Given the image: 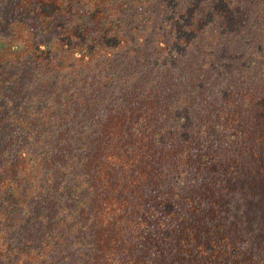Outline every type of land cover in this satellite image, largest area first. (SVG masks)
Returning <instances> with one entry per match:
<instances>
[{
  "label": "trees",
  "instance_id": "trees-1",
  "mask_svg": "<svg viewBox=\"0 0 264 264\" xmlns=\"http://www.w3.org/2000/svg\"><path fill=\"white\" fill-rule=\"evenodd\" d=\"M242 19L231 0H0V264H81L85 231L93 250L85 264H264V79L253 78L264 70V30H254L245 58L240 40L216 47L236 39ZM200 35L209 43L198 54L202 71L187 95L176 92L196 98L163 102L151 125L141 110L158 113L162 97H139L137 108L131 97H109L100 129L88 132L104 100L90 95L112 87L122 71L105 70L117 55L131 66L148 45L146 69L163 74L179 64L162 52L197 54ZM223 61L253 74L238 92L248 97L241 110L222 95L220 140L203 69ZM197 106L204 114L193 118Z\"/></svg>",
  "mask_w": 264,
  "mask_h": 264
},
{
  "label": "rangeland",
  "instance_id": "rangeland-1",
  "mask_svg": "<svg viewBox=\"0 0 264 264\" xmlns=\"http://www.w3.org/2000/svg\"><path fill=\"white\" fill-rule=\"evenodd\" d=\"M234 1V3H236V8L238 10H240V12L242 13V16L244 17L243 20V24L244 27H242V25L235 31V33L233 35L236 36V39L233 40V38L229 39V37L225 38H220L218 40L217 43V48L219 49V45L224 44V46L227 45H232L233 47H235L238 43V41L240 40V45L245 44L244 45V49H246L244 51V53L242 54V56L247 57L250 54V50L247 49H252L254 46H256V44L258 43L259 40V35L254 33V30H264V18L258 17L257 19H255V9H257L258 7V3L261 0H231ZM154 5V2H152V4H150L148 6V8H150L151 6ZM157 13V10H156ZM172 14H168V17H172ZM241 20V19H240ZM254 20L257 21V23L253 26ZM238 21V19H237ZM184 25V24H182ZM175 27V26H174ZM246 30H250L251 31V35H249L248 33H246ZM240 31V32H239ZM264 34V32H262ZM262 34V35H263ZM247 36V37H245ZM177 37V27L174 28V35L173 38ZM184 37L186 38H190L188 34H185ZM168 38V37H167ZM192 41V40H191ZM234 41V42H232ZM249 41V42H248ZM197 45H198V52L197 54H194L192 52L185 51L182 50L179 47H175L172 46L170 49H168V51L162 52V54L160 55V57L162 58H166V57H170V58H176V62L178 61V66L179 68H173L175 71H170V70H165L168 72H164L163 74H159V72H161L160 70L158 71H154L152 69L147 70L146 67V61L149 60V55H147L146 53L153 51V48H151L148 45H145V49H143L141 51V57L139 56L138 52L136 53L135 56V61L131 62V66H129V63H125L123 65H119L120 62L122 61L124 56V52H122L121 54L117 55L116 58L120 59L119 61H116V67L115 66H111V68H109V70H105V74H107L108 72H118V70H121L122 72H120L118 74V76H115L111 82H113L112 87L109 88V90L103 92L102 89H99L97 91V94L95 95V93H93L92 95H90V97H103V105L101 107H99L97 110L99 111H95L94 114L92 115V123L91 124H87L86 128L88 130L89 133H92L94 131L93 128H95V130H99L100 129V119H104L105 116L107 115V111H103L105 107V105L107 106L108 104V98L109 97H125L129 100L130 97L132 98V104L128 105L134 108H137V104L140 103L139 101V97H147V100H153L157 97H162L163 100L162 105H160L159 109H158V113L154 114L153 110L152 111H148V110H144L142 108L141 111H144V115L146 116V118L148 119V122L153 125L155 119L158 117L159 114L161 115H165V107L163 106V102L173 105V103L179 99V101L181 103H185L188 100L191 101V99L196 98V97H176L177 93H181L184 92V94L187 95V92L189 90V86L191 85V83H193L192 80H190V78L195 75L196 76V71H202L201 69V65L202 62L199 61L200 57H199V53H203V49L206 45H209L208 42H206V40L204 41L202 36H198V40L196 41ZM203 45V46H202ZM223 48V47H222ZM184 53V54H183ZM201 53V54H202ZM181 54L185 55L184 58H181ZM216 54V53H215ZM238 54V53H237ZM236 54V55H237ZM194 55H196V57H194ZM216 55H223L222 53L220 54H216ZM154 57H157L156 55H154ZM153 57V58H154ZM193 57V58H191ZM188 58L190 60H188ZM181 59V60H180ZM186 59V60H183ZM158 61H160L158 59ZM229 64L230 62L228 61H223L222 62V66L218 67V68H214L213 70H208V69H203L204 70V84L205 87H208L207 90L204 92L202 98L205 99V101L210 104V106H212L210 109L213 110L212 113L209 114V118L211 120V122L213 123V125L218 129L216 133L222 132L221 136H220V140L221 137L223 135H226L225 133V128H223V121L221 119V121H219L220 118H214V116L218 113V110L222 107H219L221 105V99H222V95L223 94H227L229 97L227 98H231L233 99L234 103H236V105H238L239 109L241 110L242 107H240V101L242 98H246L248 99V97H237V95L239 93H242L244 91V88L249 84V78H251L252 74H253V70L251 73H249L250 75H248V77H245L242 73H237L234 69L232 71L229 70ZM129 66V67H128ZM228 68V69H227ZM95 71L94 73H97V75L101 74V72H98V69H100L99 67H97V65H95ZM104 69V68H103ZM147 70L146 72L144 71ZM172 69V68H170ZM229 74H228V72ZM150 72V74L147 76V74ZM261 71V72H260ZM257 72H254L253 74V78L254 79H258L259 81H262L264 79V70H260ZM185 75H188L187 77H185ZM121 77V79H119V77ZM194 77V76H193ZM192 77V79H193ZM133 78V79H132ZM130 79H132L133 81H131ZM130 80V82H128ZM190 80V81H189ZM253 81V79L251 80ZM146 83H151V91L149 94L144 93L143 90L145 89ZM250 85V84H249ZM76 90H81L80 85L79 86H75ZM149 87V88H151ZM247 90H251V88L249 87V89ZM239 92V93H238ZM173 96V97H171ZM87 97V96H86ZM182 98V99H181ZM226 98V99H227ZM257 98V97H255ZM181 99V100H180ZM178 104V103H177ZM170 105L168 106L167 110L169 112L172 111V109L170 108ZM176 107H178L175 104ZM192 106V103H191ZM181 107H183V104H181ZM247 110V109H245ZM208 111L205 110V114ZM195 113H198V116L203 115L204 112H202V109L197 106L194 107L191 110V115L193 118H195ZM185 114L181 113V112H177L174 114V117L176 119L182 118L184 117ZM166 119H161L159 122H164ZM94 123V124H93ZM96 125V127L94 126ZM75 129H78L80 127L79 126L76 127ZM158 126H162L161 123H157V127ZM127 127L130 129L131 125L130 123H127ZM210 134H208L209 136ZM217 139H215L214 143H216ZM221 142V141H220ZM161 189L164 188V185H162L160 187ZM82 237V236H80ZM84 239H86L85 241L81 239V241L79 242V244L77 245V251L78 252H82V257L83 259L81 260V264H85V262L87 260H89L91 258V256L93 255V250H92V246L89 244V234L87 231H85L83 237ZM245 243L243 242H238L235 244V248H238L239 250L241 248H244ZM139 249L141 248V246L139 245L138 247ZM234 248V250H236ZM70 254L66 255V257H68Z\"/></svg>",
  "mask_w": 264,
  "mask_h": 264
}]
</instances>
